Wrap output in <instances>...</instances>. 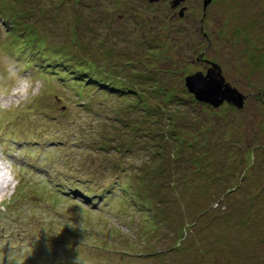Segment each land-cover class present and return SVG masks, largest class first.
Returning <instances> with one entry per match:
<instances>
[{
  "label": "rangeland",
  "instance_id": "374dc122",
  "mask_svg": "<svg viewBox=\"0 0 264 264\" xmlns=\"http://www.w3.org/2000/svg\"><path fill=\"white\" fill-rule=\"evenodd\" d=\"M181 1L183 16L167 0H0V13L14 8L21 15L10 22L26 26L11 33L0 15V160L9 171L0 164V264H186V255L171 248L173 225L198 214L191 191L206 187L205 204L213 200V215L228 219L219 221L225 228L216 233L192 234L189 250L200 253L208 242L209 264H264V200L250 189H264L263 176L255 185L251 179L254 170L262 174L264 150L252 151V165L247 162L255 139L264 143V0H210L205 8L203 0ZM124 55L134 58L125 73L114 65ZM86 59L94 86L78 84L85 76L75 78ZM146 63L164 65L159 80L176 87L217 63L246 95L243 107L189 96L163 103V115L147 116L133 107L130 94L101 89L105 80L119 88L124 82L109 78L120 75L130 90L126 78L140 80ZM22 80L31 85L27 97L18 96L29 87ZM172 114L174 120L167 117ZM172 121L175 129L203 136L194 148L211 152L202 157L229 160L217 189L206 178L209 169L186 157L187 142L161 165L162 180L154 179L163 183L158 194L141 186L140 179L150 184L154 175L149 154L138 149L147 140H137V127L165 132ZM161 140L168 157L174 141ZM137 195L154 199L153 206Z\"/></svg>",
  "mask_w": 264,
  "mask_h": 264
},
{
  "label": "trees",
  "instance_id": "16d2710c",
  "mask_svg": "<svg viewBox=\"0 0 264 264\" xmlns=\"http://www.w3.org/2000/svg\"><path fill=\"white\" fill-rule=\"evenodd\" d=\"M10 8H12V6ZM12 10H15V9L13 8ZM12 10H11V13H8V12L4 13V11L2 10L3 12H1L0 15L4 18V23L8 26L7 30L12 29L13 32H11V33H14V30L18 31L21 28V26H24V28L26 26L23 25V24H25V22H23L22 25H19L20 22H14V20H13V22H10L11 21L10 19H15L16 15H18V14L21 15L19 11L17 13V12L12 11ZM261 21H264V19L262 18ZM24 28H22V30ZM22 30H20V31H22ZM39 45L42 46V43ZM151 53L153 55L155 54V56L159 58V60L157 59L159 63L166 62L163 55H161V57H160V54H158L156 52H154V53L151 52ZM109 54L111 55V53H109ZM120 58H121L120 62H122V63H120V62L114 63V65L116 64L115 67L118 66V68H121V69L123 68L124 73H125V64L130 65L128 63H131V62L133 63L134 58H133V56L125 57V55L123 57H120ZM125 58H127V59H125ZM146 58H148V57H146ZM143 62L145 63V61H143ZM77 65H79V68L74 71L75 75L77 76L75 78L78 79V78H82L83 76L86 77V78H84V79H86L84 82H78V84L83 85V84L87 83V85H89V86H94V83H93L94 81L92 79H90V77H89V76L93 75V72H94L93 71L94 67L91 65V61L89 59H86V61H82V63L77 64ZM146 66H147V69H146L147 72H144L145 74L143 73L141 75L140 80L137 81V79H136L137 76H135V75H132V77L126 78V80H128L129 82H132V84L134 85L132 88H128L130 90H127V88H125V80L119 79V78L125 79V76H120V75H116V76H118V78H116V80L113 79L112 76H110L111 78H109V79L113 80L114 82H116V81L117 82L121 81L120 83L124 82V84L119 86V88H112L110 86V84H107V80H105V83H99L100 85L104 86L101 89L104 91L114 90V91H117L119 93H121V92L125 93V95L130 94L131 96H133V101L131 102L133 107L144 110L143 113H145V115H147V116H151V115L155 116L157 114L163 115L164 109H165L163 107V103L172 102L173 100L176 101V102H174V104L177 102H181V101L182 102L187 101V100L190 101L189 96H190V99L195 98L194 94L190 93V91L188 90L186 84L181 86V83L179 82L180 87H176L174 85L173 86L167 85L163 82V80H159V74L161 75V71L162 72L165 71L166 67L164 65L157 66L156 63H150V64L146 63ZM173 66L171 64V67H173ZM166 70L168 71V69H166ZM171 71H175V73H178L177 69H175V66H174V69H172ZM77 92H78V96L80 94H82V92H80V91H77ZM180 96H181V98H180ZM176 99H178V100H176ZM194 101L197 102V99L195 98ZM204 103H206V102H204ZM129 110L132 111L131 109H129ZM173 114L171 116L167 115V117L173 119L172 118ZM155 121H156V119L154 120V123H155ZM211 122H213V121H210L209 124H212ZM175 123H176V121L175 122L172 121L170 123V125H172L174 128L172 126H169L168 127L169 129L165 130V132L159 131V129H157V127L146 129L147 131L141 130V128L137 127V130H136L137 140H138V138L139 139L142 138L141 140H143L144 137H146V140H147V144L143 145L141 148H138V149L140 151L145 150L146 153L149 154L148 156L150 157V160H148V161L152 164L150 167V169L152 171L151 175L152 176L154 175V177H152V179H149L150 184H147L144 181H140V180H142V179H140L139 182L141 183V186H146V187L151 186V191L153 190L154 193L158 194L159 191L162 190L163 183L161 184V181H158L155 183V180H162V176H163L164 171H162L161 165L168 158H170V159L175 158L176 159V157L178 155L176 153L177 149L180 147L184 148V143L187 142V144L185 146L188 147L189 152H188V155L186 157H188V160L195 167H198L200 169H203V167L209 169L210 173L207 174L208 176H206V178H209L208 180H210L211 183L213 182L212 187L215 186L214 189H217L219 187L218 183L221 181L225 182V180H226L225 179L226 175L224 174L222 168L224 165H226L229 162V160L227 158H224L225 160L224 159L219 160V162L216 164V163L210 162L206 157L205 158L202 157L204 155V152H206L207 150H210V149H202V150L198 151L196 148H194L195 143L198 141V137H199L198 133L199 132L197 131L196 133H190L188 131H184V127H180L181 129L180 128L175 129V127H176ZM211 127H212V125L209 128L211 129ZM237 128H239V130L241 129V132H243L242 131L243 127L239 126ZM143 132H146V133H143ZM241 132H240V136H244L243 134H241ZM210 133L211 132L208 131V134H210ZM105 135L106 136H114L115 139H116V137L117 138L120 137V133H118V132L112 133L110 131L109 132L107 131L105 133ZM163 135L164 136H170L172 138L171 141L168 140L169 142L174 141V143L172 142L173 143L172 144L173 149H171V151L168 152V157L165 156V154H164L165 150H164V147L162 146L163 141L161 139H162ZM193 135H195V138H192ZM210 135H213V134H210ZM206 136L209 138L208 135H206ZM202 137L203 136H200L199 138H202ZM252 138H255V137H252ZM193 139L195 142L193 141ZM245 140H248V139H245ZM255 141H256L255 145H253L251 147L250 156L252 158H250L249 161H247L248 164H251V165H252L253 157H254V155H253L254 153L252 151L259 150L260 148H262L264 150V143H261L259 139H255ZM239 144H240V142L236 143L237 146H239ZM125 148H127V146H125ZM223 148L225 149V146H223ZM242 148H244L243 145L240 146V149H242ZM260 151H261V149H260ZM191 152H194V154H195L194 158H193V155H190ZM210 152H211V150H210ZM215 155H219V154H214V157H215ZM244 155H245V153H244ZM234 156H236V155H234ZM245 156H249V155H245ZM239 161L241 162V159ZM254 165L256 166V164H254ZM247 167H249V166H247ZM260 167H261L260 170L262 172V174L260 176L256 175L257 173L255 170L252 171L253 177L251 179H252L253 185L259 183L260 182L259 178H262V176L264 178V168L262 166H260ZM212 170L214 172H211ZM249 170H250V167L245 172V168H244L242 170V172L240 171L242 174L241 176L243 177L246 174L248 175ZM160 175H161V178L155 179V177L157 178ZM235 188L236 187H234V189ZM208 189H209V187L208 188L207 187L206 188H200L199 190L196 189L195 191H191L192 189L190 190L191 194H192L191 199H192V201H195L193 204L199 205V207H200V208L197 207V209L199 208V210L197 211L198 214L196 216H192V218H187V219L181 218L178 220V222L175 225H173L172 235L174 237H173V243L171 245V248H174V250H176L178 253H182L184 256L186 255L185 259H184V260H187V262H188V263L186 262V264H193V263L194 264H209L208 263V257H209L208 255L210 253L209 246L206 245L208 242H206V244L202 248L203 250H201V251L199 250L200 253H197V252L192 253V251L189 250L190 244L187 243V238L189 239V237L192 234L197 233L198 230L205 232L208 229L207 232H209V234L210 233H216L217 230H221V229L225 228L224 224H222V226H220L219 223L223 222V221H224V223H226L225 220L228 219L227 214H221L220 213V214L213 215V213H212V210L214 209L213 200H211L212 203H209L208 205L205 204L207 202L206 196H205L207 193L205 194V192H207ZM250 189H252V191L257 192V194H258L257 197H254V198H257L259 200L260 199L264 200V194H263L264 189H262V187L253 186ZM145 190L147 191L148 189H145ZM136 197L138 198V200L143 201V205H149V207H152L153 205H150V204L153 201H155L154 199H153V201H152V199H149L148 195H145V196H138L137 195ZM200 197H202L203 201H201ZM197 200H200V201H197ZM160 202L163 203V199L161 197H160L159 203ZM200 202L202 204H200ZM170 206H172V205H170ZM261 208H262V206H261ZM156 209H157V207H156ZM172 210L173 209L170 208L169 214H171V215L173 214ZM178 213H180L179 210H178ZM185 213H186L185 215H188L187 212H185ZM207 214H209V215H207ZM206 215H207L208 220H209V221H207V224L201 222V220H205V218H203L202 216L206 217ZM178 218H180V217H178ZM154 222H155V224H156L155 226L157 228L158 224L160 222H159V219H157L156 213H155V221ZM154 232H156V230ZM218 247L219 246H217V248ZM220 248H221V246H220ZM223 250H226V248L224 247ZM190 256H191V258H190ZM189 260H191V261H189Z\"/></svg>",
  "mask_w": 264,
  "mask_h": 264
},
{
  "label": "water",
  "instance_id": "95a60500",
  "mask_svg": "<svg viewBox=\"0 0 264 264\" xmlns=\"http://www.w3.org/2000/svg\"><path fill=\"white\" fill-rule=\"evenodd\" d=\"M181 0H172V5H177ZM210 0H203L204 8ZM184 7L180 8L179 14H183ZM206 73L196 71L185 76V84L188 90L201 101L213 106H219L223 101L230 102L236 107H243L246 95L237 87L229 83L223 75L220 66L212 63Z\"/></svg>",
  "mask_w": 264,
  "mask_h": 264
},
{
  "label": "clouds",
  "instance_id": "9594fccd",
  "mask_svg": "<svg viewBox=\"0 0 264 264\" xmlns=\"http://www.w3.org/2000/svg\"><path fill=\"white\" fill-rule=\"evenodd\" d=\"M18 83H21V84H28V85H29V87H27V88H21V89L18 91V96H19V97H27V96L29 95V89H30V87H31L30 82L27 81V80H22V81H18ZM31 94H32V95H35L36 93L33 91Z\"/></svg>",
  "mask_w": 264,
  "mask_h": 264
},
{
  "label": "flooded vegetation",
  "instance_id": "af4514ba",
  "mask_svg": "<svg viewBox=\"0 0 264 264\" xmlns=\"http://www.w3.org/2000/svg\"><path fill=\"white\" fill-rule=\"evenodd\" d=\"M157 1H160V0H157ZM164 1H165V0H164ZM167 1H169L170 3L172 2V0H167ZM182 4H184L183 1H180L179 4H177V5H173V7H174V8H182V7H185V6L182 5ZM182 16H183V15H182Z\"/></svg>",
  "mask_w": 264,
  "mask_h": 264
},
{
  "label": "bare ground",
  "instance_id": "6f19581e",
  "mask_svg": "<svg viewBox=\"0 0 264 264\" xmlns=\"http://www.w3.org/2000/svg\"><path fill=\"white\" fill-rule=\"evenodd\" d=\"M0 164L4 167V169H5V166H6V164L4 165V162H2L1 160H0ZM0 169H2V170H4L3 168H0ZM5 173L7 174V175H9V171H8V169H7V167H6V169H5ZM10 179H8L7 178V180L6 181H9ZM5 181V182H6ZM4 182V181H3Z\"/></svg>",
  "mask_w": 264,
  "mask_h": 264
}]
</instances>
